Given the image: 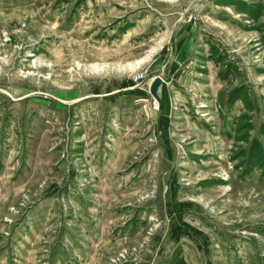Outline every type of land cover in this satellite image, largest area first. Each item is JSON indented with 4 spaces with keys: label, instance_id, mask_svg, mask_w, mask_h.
Returning <instances> with one entry per match:
<instances>
[{
    "label": "rangeland",
    "instance_id": "rangeland-1",
    "mask_svg": "<svg viewBox=\"0 0 264 264\" xmlns=\"http://www.w3.org/2000/svg\"><path fill=\"white\" fill-rule=\"evenodd\" d=\"M0 264H264V0H0Z\"/></svg>",
    "mask_w": 264,
    "mask_h": 264
},
{
    "label": "water",
    "instance_id": "water-1",
    "mask_svg": "<svg viewBox=\"0 0 264 264\" xmlns=\"http://www.w3.org/2000/svg\"><path fill=\"white\" fill-rule=\"evenodd\" d=\"M161 83H162V80L160 78L156 79V81L153 83L151 87V93L153 96L157 97V90L159 86L161 85Z\"/></svg>",
    "mask_w": 264,
    "mask_h": 264
}]
</instances>
